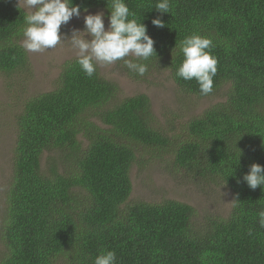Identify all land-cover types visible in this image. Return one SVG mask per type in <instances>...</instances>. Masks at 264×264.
Returning <instances> with one entry per match:
<instances>
[{"label":"trees","instance_id":"1","mask_svg":"<svg viewBox=\"0 0 264 264\" xmlns=\"http://www.w3.org/2000/svg\"><path fill=\"white\" fill-rule=\"evenodd\" d=\"M73 2L81 13L87 7L110 15L111 0ZM125 2L157 53L143 61V76L118 61L128 77L145 81L168 71L199 98L228 86L226 100L166 133L154 125L147 95L113 103L118 87L97 66L88 77L77 59L67 62L58 86L28 100L17 117L0 264H93L104 250L115 252L116 264H264V186L253 190L243 181L252 163L264 165V0H170L163 14L157 0ZM26 14L16 0H0V73L30 65L21 44ZM157 17L164 27L151 23ZM193 33L212 39L218 60L208 95L195 79L176 75L183 56L174 47ZM138 147L141 157L173 156L189 181L226 184L238 199L228 218L199 228L189 204L131 202Z\"/></svg>","mask_w":264,"mask_h":264},{"label":"rangeland","instance_id":"2","mask_svg":"<svg viewBox=\"0 0 264 264\" xmlns=\"http://www.w3.org/2000/svg\"><path fill=\"white\" fill-rule=\"evenodd\" d=\"M16 1L24 10L30 11L26 8L25 0ZM88 11L94 14L103 10ZM86 14L82 12L80 17L74 16L67 25H62L61 32L70 38L73 28L82 30ZM107 25L105 13L106 28ZM27 52L30 61L28 68L12 74L0 73V235L6 206L5 193L13 176L17 117L28 100L54 90L59 84L65 64L77 59L76 50L67 39L55 48L43 52ZM118 64V61L111 65L97 64L100 75L118 87L113 103L140 94L147 95L151 101L154 125L163 132L178 131L181 124L226 100L228 86L212 96L199 98L185 94L168 71L155 74L145 81H138L128 77ZM138 152L140 154L131 171V202L162 203L175 200L189 204L195 209L193 224L199 228L209 218H228L235 197L225 184L189 181L174 169L173 156L154 158L148 154L141 157L145 153L143 147H138ZM142 161L145 163L141 164ZM45 163L44 157V166ZM4 249L0 242V257Z\"/></svg>","mask_w":264,"mask_h":264},{"label":"clouds","instance_id":"3","mask_svg":"<svg viewBox=\"0 0 264 264\" xmlns=\"http://www.w3.org/2000/svg\"><path fill=\"white\" fill-rule=\"evenodd\" d=\"M25 5L30 11L24 18V49L43 52L67 39L76 50L77 63L88 77L94 75L97 64L111 65L121 60L130 71L143 76L148 71V65L143 61L157 56L155 41L148 35L146 24L137 19L125 0H111L110 7L107 3L110 11L107 28L104 11L93 14L87 7L83 8L87 13L83 17L84 27L82 30L73 28L70 38L61 32V27L67 25L74 16L80 17L82 9L79 4L73 0H25ZM155 9L161 14L170 13V0H157ZM151 23L156 27L165 26L159 17L152 19ZM177 47L183 60L176 75L185 81L195 79L201 95L212 93L218 63L211 51L212 39L193 33L174 48ZM128 57L135 58V61ZM241 137L236 141L239 157L242 150L237 147V142ZM243 181L253 190L264 186V165L252 163L249 171L243 175ZM237 201L234 198L233 205ZM258 217L259 225L264 227V210L258 213ZM93 264H116V254L112 250H104L95 257Z\"/></svg>","mask_w":264,"mask_h":264}]
</instances>
